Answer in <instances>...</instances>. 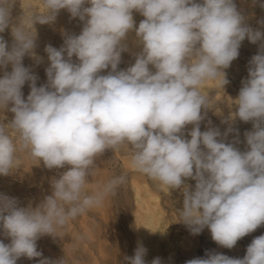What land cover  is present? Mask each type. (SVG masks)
<instances>
[{
  "label": "clouds",
  "instance_id": "obj_1",
  "mask_svg": "<svg viewBox=\"0 0 264 264\" xmlns=\"http://www.w3.org/2000/svg\"><path fill=\"white\" fill-rule=\"evenodd\" d=\"M15 3L0 0V34L10 29L12 37L9 43L0 35V176L20 168L21 153L57 175L49 180L51 194L35 207L0 194V235L10 240L0 239V264L21 257L68 264L66 256L43 257L37 241L61 238L59 230L116 195L126 174L91 193L85 188L97 158L121 147L130 152L131 169L180 190L179 222L192 235L207 228L217 245L232 249L264 225V31L247 23L250 14L236 0H42V8L27 6L14 21ZM252 4L264 9V0ZM61 10L82 28L79 34L62 29L60 48L45 45L47 79L37 86L33 69L44 58L36 52L35 25L53 24ZM134 12L144 17L138 25ZM257 23L264 28V18ZM131 33L140 50L134 63L119 69ZM245 38L259 47L232 100L235 110L221 121L228 126L221 132L209 119L201 131L215 108L201 89L209 81L220 88L230 82L225 70ZM26 56L33 66L23 64ZM237 119L252 125L243 134L244 150L233 126ZM88 239L80 234L74 246ZM147 253L138 243L120 264H163L160 257L146 261ZM185 264H264V234L243 258L206 250Z\"/></svg>",
  "mask_w": 264,
  "mask_h": 264
},
{
  "label": "bare ground",
  "instance_id": "obj_2",
  "mask_svg": "<svg viewBox=\"0 0 264 264\" xmlns=\"http://www.w3.org/2000/svg\"><path fill=\"white\" fill-rule=\"evenodd\" d=\"M34 4H37L34 8H42V0H16L12 11L13 20H17L23 14V8ZM61 12L58 15L59 23L63 22ZM133 15L137 25L144 19L139 13L134 12ZM80 25H82V22H80ZM44 27H47V24ZM35 28L38 34L36 52L44 60L43 63L35 66L33 70L38 75V80L43 84L47 79L45 68L49 66L44 47L46 44H51L53 47L60 48V46H55V43L61 41L62 36L60 34L59 36L54 35L51 32L47 36L46 33L40 31L41 27L36 25ZM58 31L56 33H59ZM8 34H10V29L0 35H3L5 40L8 41ZM134 36V33L129 36L130 51L122 53L119 69H126L134 63L133 53L140 50L133 44ZM8 42L11 43L10 41ZM25 58L28 59L31 66L34 65L32 59L27 56ZM7 70L10 71V67ZM0 75H2V72H0ZM22 91L25 94L24 88ZM8 114L11 116V113ZM7 119H10V117H7ZM20 157L23 169L20 166L11 175L0 176V194L6 193L10 197H16L21 206H27L31 202L33 207H35L44 196L51 194L49 180L57 175V170H48L43 167L42 162L38 164V162L33 161L27 155H23V153L20 154ZM97 162H99V158H97ZM59 171L63 172L66 169H60ZM108 175L109 173L102 167H98L96 173L89 177V184L86 186L85 191L91 193L98 185L104 184L109 180ZM133 177H135V180L133 179L131 182L135 191L133 196H128L127 193H124L120 201L116 199V196H111L102 207L91 209L86 214L71 221L64 229L59 230L61 238L47 235L42 238H49L51 242L58 243L72 237L75 238H72L75 241L77 236L87 233L89 239L85 243L80 244V249L78 250L80 252V260L85 264H120L125 255L132 256L134 254L138 243H142L148 249L146 261L150 262L153 258L160 257L163 264H174L176 262H174V243H170L171 239L168 236L169 224L165 218L164 210H162L163 208L160 206L157 196L152 193L145 180H143L144 178H138L143 176L135 175ZM16 179L18 185L15 186L13 180ZM165 188L167 187L165 186ZM114 205L118 210L117 219L110 210V207ZM87 216L95 217L97 222L88 220ZM180 244L182 253L188 256L181 260L182 264H185V261L195 258V256L191 251L186 250V243L181 241ZM57 246L60 255H67L65 249L63 247L60 248V244H57Z\"/></svg>",
  "mask_w": 264,
  "mask_h": 264
},
{
  "label": "rangeland",
  "instance_id": "obj_3",
  "mask_svg": "<svg viewBox=\"0 0 264 264\" xmlns=\"http://www.w3.org/2000/svg\"><path fill=\"white\" fill-rule=\"evenodd\" d=\"M238 8H243L247 13L250 14V18L247 21V23L254 29V30H260L264 31V28H261V26L257 23V21L261 18H264V9L260 8L258 5H253L252 0H236ZM37 4L32 5V7H36ZM15 6V5H14ZM59 16H57L56 21L49 25L47 24V27H44V25L36 24L37 27H41L40 31L43 33H46V35H50L51 33H54V35L61 36V29H66L70 32H73L75 34H79L81 31L82 25H80L79 19H71L70 14L66 10H62L61 12V18L63 22L65 23H59L58 21ZM35 25V26H36ZM65 26V27H64ZM59 30V31H58ZM55 31V32H54ZM59 33H56V32ZM51 32V33H50ZM56 36V37H57ZM8 41H12L11 34H8ZM57 43V45H56ZM55 46H62L63 39L59 42H56ZM259 42L256 44L250 43L247 38L242 42L241 47L239 49V57L234 60L231 64V66L226 69L227 73V79L230 81L227 85L224 86V88H220L218 84L214 81H209L202 89L201 91L205 95H210L211 97V103L212 105H215L214 109L208 110L207 117L205 121L201 122V131L206 130V126L208 123V120L210 119L213 126H217L220 128L221 132H223L227 128V124H222L221 121L225 119L230 111H234L235 107L232 106V103L239 93L240 87H241V81L242 79L246 78L248 75L247 68L249 61L251 57L258 52ZM75 57H73V60L75 61ZM23 64L25 66H31L27 58H24ZM29 64V65H28ZM42 84L40 80L37 81V86ZM25 89L24 97L26 98L29 94V87L27 84L23 87ZM6 112L5 116L10 117L11 116ZM12 115V114H11ZM3 117V113L0 114V118ZM6 117V118H7ZM235 128L239 129L240 133V140L241 143L238 145L241 150H244V132L250 131L252 128L251 123H244L242 121H237L233 125ZM191 128V126H188ZM229 139H232V136H229ZM114 154V155H112ZM23 155H26L23 153ZM111 156V157H110ZM99 158V162H97L98 167H102L107 173H109L108 178H112L115 175L120 174H126V183L119 187L116 193V199L120 201V198L124 195V193H127L128 196H133L134 187L132 186V181L135 177L133 176H143L138 177L143 180H145L147 186L150 188L152 193L157 196L158 201L160 203V206L164 210L165 218L169 224V239L170 243H174V251H175V257H174V264H182V258H186L188 256L184 255L182 253V246L180 244L181 241L186 243V250L191 251L193 255L196 257H203L205 255L206 250H215L216 252H220L223 254H226L230 257H237V258H243V256L246 253L247 246L251 243V241L261 235L264 234V225L260 226L256 231L253 233L248 234L247 236L240 239L237 244L232 249L224 248L219 245H217L212 239L210 232L207 228L203 230V232L199 235H192L189 230L186 228V226L179 222V210L182 208V200L183 197L181 195L180 190H168V188H165L164 185L153 181L149 179L147 176L136 172L135 170L131 169L130 167V152L128 148L121 147L119 150H117L115 153L109 149L106 150ZM20 160L22 161L21 157ZM22 163V162H21ZM127 164V165H126ZM21 168L23 169V165L21 164ZM64 169H68L67 166H65ZM9 178V177H7ZM11 179V178H9ZM135 180V179H134ZM15 186L18 185V181L13 180ZM189 184L193 185L195 184V181H188ZM125 190V191H124ZM124 191V192H123ZM4 195H7L6 193H2ZM8 196V195H7ZM114 196V197H115ZM110 210L114 213L116 219L118 218V210L116 206L110 207ZM87 219L92 222H97V219L93 216H87ZM77 232V230H76ZM74 238V237H72ZM72 238H68L64 242H58L54 243L51 242V240L48 238H40L37 241V247L38 250L42 251L43 257H47L50 259H59L63 257H67L68 264H85L80 260L78 250L80 249V245L74 246L75 241L72 240ZM0 239H3L5 243H9L10 240L8 238H5L3 235H0ZM75 239V238H74ZM180 240V241H179ZM57 244H60V248L65 249V253L67 255H60L59 250L57 249ZM189 244V245H188ZM181 252V253H180ZM39 258H34L32 260H29L27 258L21 257L17 264H37V260Z\"/></svg>",
  "mask_w": 264,
  "mask_h": 264
}]
</instances>
